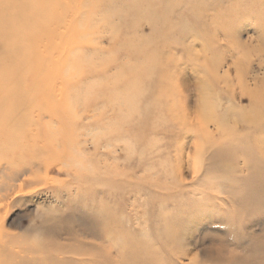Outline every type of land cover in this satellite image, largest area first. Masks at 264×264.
<instances>
[{"label":"rangeland","instance_id":"obj_1","mask_svg":"<svg viewBox=\"0 0 264 264\" xmlns=\"http://www.w3.org/2000/svg\"><path fill=\"white\" fill-rule=\"evenodd\" d=\"M29 2L0 264H264V0Z\"/></svg>","mask_w":264,"mask_h":264},{"label":"bare ground","instance_id":"obj_2","mask_svg":"<svg viewBox=\"0 0 264 264\" xmlns=\"http://www.w3.org/2000/svg\"><path fill=\"white\" fill-rule=\"evenodd\" d=\"M30 0H0V44L3 47L2 57L6 56L10 60H13L15 65H22V58L24 51L26 50L25 47L27 45V49L29 44L22 40V34L26 32L33 31V23H36L35 19H40L41 10L35 8H31L29 5ZM49 1V0H48ZM38 3V2H37ZM53 3V2H52ZM35 4V3H34ZM41 4V3H40ZM51 4V2H50ZM47 6V5H46ZM52 6V5H51ZM255 7V6H254ZM46 8V7H45ZM49 8V6H48ZM52 9V8H49ZM40 10V11H39ZM48 11V10H47ZM242 13V12H241ZM45 15V14H44ZM48 15V14H47ZM43 20V19H42ZM39 23V22H38ZM45 25V24H43ZM38 26V24H37ZM25 45V47H24ZM26 55V52H25ZM29 55V54H28ZM24 59V58H23ZM26 60V59H25ZM0 64L1 60H0ZM131 77V76H130ZM218 78V77H217ZM225 80V79H224ZM223 81V80H222ZM218 82V81H216ZM215 82V83H216ZM213 83V82H212ZM201 88V87H200ZM205 89V88H204ZM218 90V89H217ZM249 90V89H247ZM200 91V90H199ZM246 91V90H245ZM20 93V92H19ZM24 94V92H22ZM213 93V92H212ZM199 94V93H198ZM256 94V93H255ZM254 94V96H255ZM202 95V94H201ZM215 96V95H214ZM218 96V95H217ZM203 97V95H202ZM253 97V95H252ZM204 100V99H203ZM218 100V99H217ZM202 101V100H201ZM233 101V100H232ZM220 102V101H219ZM255 102V101H254ZM218 104V103H216ZM219 105V104H218ZM216 106V105H215ZM217 107V106H216ZM229 107V106H228ZM226 107V110H228ZM231 107V106H230ZM233 107V106H232ZM27 108V106H26ZM243 108V107H242ZM223 109V108H222ZM225 109V108H224ZM223 109V111H224ZM206 110V109H205ZM213 110V108H212ZM220 110V109H219ZM242 110V109H241ZM244 110V109H243ZM245 111V110H244ZM221 112V111H220ZM240 112V111H238ZM242 112V111H241ZM240 112V114H242ZM223 114V113H222ZM239 114V115H240ZM247 117L246 120H252L250 117ZM205 115V114H204ZM215 116V115H214ZM243 116V115H242ZM252 116V115H251ZM257 116V115H256ZM216 117V116H215ZM206 119V118H205ZM208 119V118H207ZM236 120V119H234ZM189 122V121H188ZM187 123V122H186ZM18 125V124H17ZM183 125V124H182ZM188 125V124H187ZM195 126V125H194ZM197 126V125H196ZM16 127V125H15ZM250 128V127H249ZM190 129V128H189ZM220 129V128H219ZM248 129V128H247ZM15 130V129H14ZM194 131V130H193ZM220 131V130H219ZM249 133V132H248ZM18 134V133H17ZM20 136V135H19ZM22 136V135H21ZM19 138V137H18ZM2 167V166H1ZM2 171V175L5 176L6 171L9 170L6 167ZM25 176V175H23ZM24 180L18 187L19 190L23 186ZM1 184V183H0ZM1 187V186H0ZM13 188V187H12ZM16 188V186H15ZM18 191V190H17ZM15 192V191H14Z\"/></svg>","mask_w":264,"mask_h":264}]
</instances>
